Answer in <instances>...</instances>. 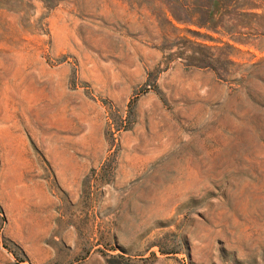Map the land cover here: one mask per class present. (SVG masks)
<instances>
[{
  "label": "rangeland",
  "instance_id": "374dc122",
  "mask_svg": "<svg viewBox=\"0 0 264 264\" xmlns=\"http://www.w3.org/2000/svg\"><path fill=\"white\" fill-rule=\"evenodd\" d=\"M0 264H264V0H0Z\"/></svg>",
  "mask_w": 264,
  "mask_h": 264
}]
</instances>
